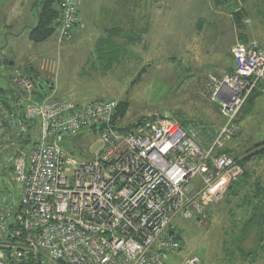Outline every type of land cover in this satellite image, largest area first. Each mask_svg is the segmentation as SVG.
Segmentation results:
<instances>
[{
    "label": "built area",
    "instance_id": "obj_1",
    "mask_svg": "<svg viewBox=\"0 0 264 264\" xmlns=\"http://www.w3.org/2000/svg\"><path fill=\"white\" fill-rule=\"evenodd\" d=\"M77 5L59 0V42L79 21ZM231 56L232 72L208 75L207 98L225 123L207 144L203 127L184 129L169 118L118 129L112 121L116 101L79 106L53 100L34 76L15 69L17 102L8 117L0 110L7 117L0 123V169L8 163L5 178L20 186V199L2 196L0 186V264H162L156 252L179 250L166 235L171 218L203 217L242 174L219 151L237 133L234 120L249 95L264 85V52L237 44ZM46 82L53 89V80ZM35 126L40 134L31 143ZM87 130L99 133L92 160L68 158L59 142Z\"/></svg>",
    "mask_w": 264,
    "mask_h": 264
},
{
    "label": "rangeland",
    "instance_id": "obj_2",
    "mask_svg": "<svg viewBox=\"0 0 264 264\" xmlns=\"http://www.w3.org/2000/svg\"><path fill=\"white\" fill-rule=\"evenodd\" d=\"M143 6L145 19L140 21V27L130 29V39L125 40L126 50L122 58L116 54L108 60L98 61V66L97 63L86 66L85 59H81L86 50L76 48L77 52H71L76 44L79 47L88 44L83 42L85 39L71 37L58 42L51 38L48 41L54 40L53 48L61 53L62 69L58 68L57 58H46V61H51L44 65V73L36 71V67L34 71L27 67L26 63L31 61L32 66L45 61L40 55L42 46H36L32 54L29 52L23 57L14 58L12 53H6L5 58L0 56V89L12 88L9 78L12 68L2 66L5 59L27 73L26 76L40 73L47 81L53 80L55 99L68 100L67 95L64 98L58 91L69 89L72 90L70 100L77 104L103 99L125 104V110L114 124L118 129L127 130L147 118H169L184 129L206 127L216 131L223 118L218 106L207 98L206 87L208 75L219 74L223 64L231 63L235 31L230 11L221 9L213 0H146ZM106 45H102L100 54L110 56L106 50L103 54ZM62 50H68L72 56L74 53L75 60L71 59L70 63L67 51ZM50 71L56 72V78L50 75ZM45 89L48 90L47 86ZM239 125L238 137L226 144L234 153L239 154L245 148L264 141V96L260 95L252 104H246ZM39 134V127L35 126L31 130V143L38 140ZM59 146L68 158L89 162L92 153L99 148V133L87 130L65 137ZM24 148L28 152L30 144ZM13 154V149L5 152L7 159ZM6 164L3 161L0 169L1 195L11 194L18 203L20 186L15 183L10 186L6 181ZM9 173L10 168L7 170ZM230 209L223 200L209 205L199 219L175 215L171 229L178 236L181 248L162 253L161 262L183 264L188 258L197 257L203 264H228L223 261L221 246L224 244L222 227L229 222Z\"/></svg>",
    "mask_w": 264,
    "mask_h": 264
},
{
    "label": "trees",
    "instance_id": "obj_3",
    "mask_svg": "<svg viewBox=\"0 0 264 264\" xmlns=\"http://www.w3.org/2000/svg\"><path fill=\"white\" fill-rule=\"evenodd\" d=\"M246 1L247 0H213L214 4H216L221 9L230 11L233 20L232 25L234 27V31L237 32V36H236L238 39L237 44L244 46L255 44L260 50L264 52V47L260 46L258 43L254 41L248 42L243 39L244 35L242 31H244V28L246 29V26L254 17V15L251 17V13L248 10L249 5L248 6L246 5L247 3ZM261 4L262 7L259 8L260 14L257 12L256 14H258L259 16L262 15V18H264V0H261ZM56 5L57 2L54 0H40V2L36 4V6L34 7L37 15V25L36 27L31 29L30 32V40L32 42L37 44L51 38H54L56 41H58L54 36L60 18V10L56 9L55 7ZM78 13L79 11L77 5V16ZM77 25L73 28V32L77 28ZM101 44L104 46L106 44H109V46L106 45L105 50L111 54L110 55L111 57L118 54L119 53L118 50L121 49L119 48V46H117L118 44L113 43L110 40ZM2 66H8V64H2ZM8 67L10 69L12 68L9 72L10 81H11L12 72L15 71V69H19L20 72L23 73L22 69L20 68H15L14 66H8ZM233 67H234V62H233ZM232 71L233 69H230L228 73ZM23 75H27V73H23ZM33 76L35 77V79L38 80L40 88H42V91L44 93L50 94L52 92L53 100H59V99H55V94H56L55 84L53 86V89H50L49 87L50 84L49 83L47 84L46 82L47 80L44 79V77H42L40 73H36V75ZM45 86H47L48 90L45 89ZM18 92L20 91H17L12 88L0 89V110L2 114H7V117L8 115H10L12 107L17 102ZM260 95L264 96V85H261L258 90H254L249 95V97L243 104L242 108L240 109L238 115L234 120V125L237 128V132L239 131L238 134L236 133L237 135L235 134L234 136H232V138L229 141H226L224 147L219 151V154L221 155L225 154L231 156L233 160L236 162V164L242 169V174L239 176L237 181L231 183L228 186L226 190V194L222 199V201L223 200L225 201L226 206L231 208L230 211L228 212L229 222H227L226 227H222L224 229V233H223L224 244L221 246V250L224 252L223 261L228 264H232V263L264 264V141L256 143L250 148H245L240 152L241 154L240 153L236 154L234 153V151L226 147L227 143L235 140L240 134L239 121L244 113L246 104H252V102L255 101V99ZM38 99L39 98L35 97V101L38 102ZM62 101H68V100H62ZM96 102L98 101L89 102L87 104H77V105L87 106L94 104ZM123 109L125 110V104L118 103L117 109L112 119L113 124H115L117 117L121 114ZM6 118L0 116V123L1 121H5L4 123L5 125L7 121ZM147 119H152V118H147ZM144 120L146 119L138 121L132 127L136 126L138 123ZM224 123L225 122L223 119V123L221 127L216 131L203 127L204 130L203 137L206 140V144L207 142H210L212 140V138L214 137V133L219 131L223 127ZM8 134L9 133H3V135H8ZM1 138H2V134L0 135V140L1 142H3ZM174 218L175 217H172L170 220V224L166 230V235H169L174 239L175 242L180 244L178 236H176L174 231L171 229V224ZM164 252L165 251H162L160 253L156 252V256L158 257L160 262H161L160 255ZM199 261L200 264H203V262H201L200 259Z\"/></svg>",
    "mask_w": 264,
    "mask_h": 264
},
{
    "label": "crops",
    "instance_id": "obj_4",
    "mask_svg": "<svg viewBox=\"0 0 264 264\" xmlns=\"http://www.w3.org/2000/svg\"><path fill=\"white\" fill-rule=\"evenodd\" d=\"M54 1L57 2V5L55 6L56 9H59V0ZM246 2V5H249L248 10L251 13V17L253 15L254 17L248 23L246 29L244 28V31H242L244 35L243 39L248 42L254 41L264 47V18H262V15L259 16L256 14V12L260 14L259 8L262 7L261 0H247ZM143 3L146 4V0H78L79 22L77 28L72 32L71 37L74 39H85L86 41L83 42L88 44L83 47H79L76 44L74 45L75 48L72 46L71 52H77L75 50L76 48L86 50V52L82 54L81 59H85L86 66H93L98 61L103 59L108 60L111 57L100 54L102 49L101 43L110 40L113 43L118 44L117 46L121 48L118 50V56L119 58H122L126 49L124 46L125 40L130 39V29L135 27L138 28V26L140 27V21L145 19ZM36 4H38V0H0V56L5 58L6 53H12L14 58L23 57L28 55L29 52L32 54L34 49L38 46H42L41 48L43 49V52L40 53V55L45 61L41 60L40 63L37 62L33 67L31 59L30 63H26L27 67H31L32 71H34L35 67L36 71H41L44 65L51 61H46V58H57V61L59 62L58 68L61 70L63 67L60 58L61 53L53 48L52 42L54 40L49 42L48 40L50 39H48L37 44L30 40L31 29L37 25V15L34 9ZM236 36L237 33L235 32L234 41L236 43L234 42L233 45L238 43ZM62 51H67L66 53L69 57V61L71 59L75 60L76 55L74 53L72 56L69 55L70 53L68 50ZM36 52L39 53L37 50ZM104 53L105 49L103 54ZM93 57H96L95 60H91L93 62L92 64H89V62H91L90 59ZM38 59H41V57ZM230 60L231 63H225L221 66L222 71L219 72V74L228 73L230 69H233L232 58ZM4 61L6 64L12 63L9 62L10 60L3 59L2 64H4ZM50 72V75H53V77L56 78V72ZM32 73L34 74V72ZM41 73H44L43 70ZM85 74L87 73L85 72ZM71 91L72 90L69 89H62L58 92L62 94L64 98H66L67 95L68 97L66 99L72 101L70 100Z\"/></svg>",
    "mask_w": 264,
    "mask_h": 264
},
{
    "label": "water",
    "instance_id": "obj_5",
    "mask_svg": "<svg viewBox=\"0 0 264 264\" xmlns=\"http://www.w3.org/2000/svg\"><path fill=\"white\" fill-rule=\"evenodd\" d=\"M4 64H6V62L4 61ZM9 66H13L14 64L13 63H8Z\"/></svg>",
    "mask_w": 264,
    "mask_h": 264
}]
</instances>
